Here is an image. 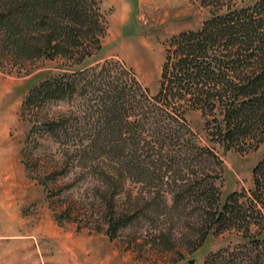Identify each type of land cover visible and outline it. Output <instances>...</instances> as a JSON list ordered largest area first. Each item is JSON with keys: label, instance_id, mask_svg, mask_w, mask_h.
<instances>
[{"label": "trees", "instance_id": "trees-1", "mask_svg": "<svg viewBox=\"0 0 264 264\" xmlns=\"http://www.w3.org/2000/svg\"><path fill=\"white\" fill-rule=\"evenodd\" d=\"M229 1L202 4L220 11ZM230 6L199 30L167 42L160 89L152 95L119 63L86 65L105 34L99 0H0V50H10L22 61L80 55V68L33 88L24 109L38 116L48 103L85 100L76 113L34 128L50 134L68 160L47 180L68 175L77 163L86 176L105 185L95 196L107 212L112 236L138 218L133 208L118 211L116 199L128 182L146 187L143 199L171 195L174 204L203 188L217 193L222 162L198 142L186 118L189 111L213 118L206 130L226 151L264 143V0L252 7ZM253 177L247 202L230 195L212 209L211 227L232 229L242 220L246 227L239 228L246 229L244 239L255 253L264 234L250 237L248 218L249 212L260 216L264 211V159Z\"/></svg>", "mask_w": 264, "mask_h": 264}, {"label": "rangeland", "instance_id": "rangeland-1", "mask_svg": "<svg viewBox=\"0 0 264 264\" xmlns=\"http://www.w3.org/2000/svg\"><path fill=\"white\" fill-rule=\"evenodd\" d=\"M231 1L218 11L202 0H129L124 7L129 17L121 25L113 23L118 11L113 1L99 0L105 34L86 65L119 63L156 95L167 42L199 30L230 5L252 7L257 2ZM79 56L22 61L10 50H0V264H21L26 259L39 264H59L60 259L94 264H264V240L253 253L244 239L246 229L239 228L246 227L245 222L232 229L211 227L215 206L230 195L241 204L251 197L253 171L264 159V143L253 141L226 151L206 130L213 118L201 111L191 110L186 118L201 146L220 157L217 193L205 182L207 189L188 193L174 204L171 195L153 200L147 194L143 199L146 187L128 182L116 199L118 211L133 208L138 218L112 236L107 212L95 196L96 190L105 188L99 178L86 176L84 166L74 163L68 175L47 180L68 160L50 134L34 127L76 113L85 100L48 103L38 116L25 112L24 104L33 88L80 68ZM248 221L250 237L264 234V211L260 216L249 212ZM244 253L246 258L241 257Z\"/></svg>", "mask_w": 264, "mask_h": 264}, {"label": "crops", "instance_id": "crops-1", "mask_svg": "<svg viewBox=\"0 0 264 264\" xmlns=\"http://www.w3.org/2000/svg\"><path fill=\"white\" fill-rule=\"evenodd\" d=\"M118 11L115 12L113 16V23L124 25L127 22V18L129 17L128 12L125 10L126 3H129V0H112ZM137 2L140 0H136ZM128 16V17H127ZM34 259H26V262L21 264H39L33 261ZM84 259H60L59 264H94L86 263ZM51 264V263H50ZM54 264V263H53ZM109 264V263H108Z\"/></svg>", "mask_w": 264, "mask_h": 264}, {"label": "bare ground", "instance_id": "bare-ground-1", "mask_svg": "<svg viewBox=\"0 0 264 264\" xmlns=\"http://www.w3.org/2000/svg\"><path fill=\"white\" fill-rule=\"evenodd\" d=\"M54 232V231H53ZM56 232V231H55Z\"/></svg>", "mask_w": 264, "mask_h": 264}]
</instances>
